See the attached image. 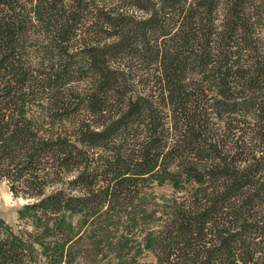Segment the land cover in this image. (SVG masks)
<instances>
[{"label":"trees","instance_id":"obj_1","mask_svg":"<svg viewBox=\"0 0 264 264\" xmlns=\"http://www.w3.org/2000/svg\"><path fill=\"white\" fill-rule=\"evenodd\" d=\"M4 182L35 229L0 218V264L127 216L157 229L131 264H264V0H0Z\"/></svg>","mask_w":264,"mask_h":264},{"label":"rangeland","instance_id":"obj_2","mask_svg":"<svg viewBox=\"0 0 264 264\" xmlns=\"http://www.w3.org/2000/svg\"><path fill=\"white\" fill-rule=\"evenodd\" d=\"M138 16L140 12H135ZM139 71L135 69V72ZM139 75L141 73L139 72ZM132 87L136 92H142L143 87L137 82ZM136 88V89H134ZM145 193L150 194V198L142 199V201L150 200L158 206H153L150 213L151 217L148 223L160 220V211L167 207L168 199H176L181 197V193H177L169 184L155 183L145 189ZM187 197V196H186ZM33 199L18 198L10 191V186L7 182L0 184V218L12 226H20L30 231H34L33 220L30 218H20L19 212ZM129 211L124 210L123 214L127 215ZM153 214V217H152ZM129 216L120 220L115 219L109 222L108 228L104 225L98 229L95 219L91 223L88 220L80 227L79 237L71 240L70 248L68 249V257L71 259V264H131L132 260H139L144 263H155L156 258L153 251L149 250L150 240L148 235L157 232V229H149L152 225L141 227L130 223ZM74 226L79 229V219L72 218ZM154 237V236H153Z\"/></svg>","mask_w":264,"mask_h":264}]
</instances>
